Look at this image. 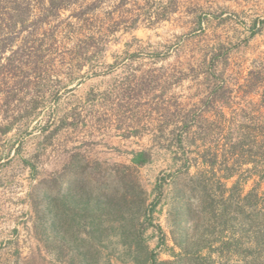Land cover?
I'll use <instances>...</instances> for the list:
<instances>
[{
  "label": "rangeland",
  "instance_id": "rangeland-1",
  "mask_svg": "<svg viewBox=\"0 0 264 264\" xmlns=\"http://www.w3.org/2000/svg\"><path fill=\"white\" fill-rule=\"evenodd\" d=\"M201 173L264 191V0H0V264H228Z\"/></svg>",
  "mask_w": 264,
  "mask_h": 264
},
{
  "label": "trees",
  "instance_id": "trees-1",
  "mask_svg": "<svg viewBox=\"0 0 264 264\" xmlns=\"http://www.w3.org/2000/svg\"><path fill=\"white\" fill-rule=\"evenodd\" d=\"M10 129L11 127L8 126L4 131L6 132ZM141 155H143V153L137 156ZM201 163L205 164L206 160L201 161ZM204 172H209V170L206 168ZM210 172L220 181L221 179L228 181L235 176L233 173L219 176L213 169H210ZM203 176L205 175L201 173L193 180L191 191L196 192L199 188H202L200 192L208 191L205 193V196L210 199V202L207 204L205 201L203 202L202 211L209 215L206 223L208 227H211V231L209 232L210 235L216 232V223H218L219 226H221V223L224 225L222 233L225 230L224 233H226V235H224L221 244H223V250L226 251L225 258L228 260L227 263L264 264V191H261L257 185L249 190L245 189L244 183L247 182L250 177H253L251 174L242 180L237 179L229 188L225 184V190L229 196L224 199L222 211H218L215 195L211 193V189H208L209 184L206 181L207 179H205L206 176ZM258 177L264 180V174H258ZM235 185L238 187V198L236 205L233 207L232 188H234ZM175 214L179 216L177 215L179 214L178 211H176ZM219 218L220 222H217ZM208 229H206V231H208ZM185 241L186 240H183L182 242V240H179V244L182 245ZM211 242V244L216 243L214 241ZM193 247L195 248L194 245L190 246V242L187 247H184L186 251V255L183 257L185 258V264H190L193 262L192 259L196 260L201 256L199 250H194ZM198 263L195 262L194 264Z\"/></svg>",
  "mask_w": 264,
  "mask_h": 264
}]
</instances>
